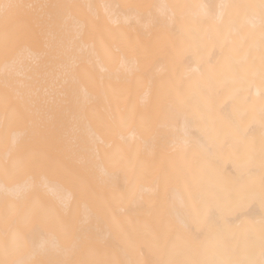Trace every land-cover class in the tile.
Wrapping results in <instances>:
<instances>
[{
	"label": "bare ground",
	"instance_id": "1",
	"mask_svg": "<svg viewBox=\"0 0 264 264\" xmlns=\"http://www.w3.org/2000/svg\"><path fill=\"white\" fill-rule=\"evenodd\" d=\"M0 264H264V0H4Z\"/></svg>",
	"mask_w": 264,
	"mask_h": 264
},
{
	"label": "snow or ice",
	"instance_id": "2",
	"mask_svg": "<svg viewBox=\"0 0 264 264\" xmlns=\"http://www.w3.org/2000/svg\"><path fill=\"white\" fill-rule=\"evenodd\" d=\"M12 7H14V5L10 3H5L4 0H0V9L7 10Z\"/></svg>",
	"mask_w": 264,
	"mask_h": 264
}]
</instances>
